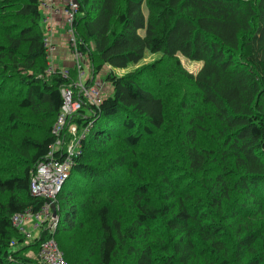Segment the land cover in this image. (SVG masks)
<instances>
[{
    "label": "trees",
    "instance_id": "1",
    "mask_svg": "<svg viewBox=\"0 0 264 264\" xmlns=\"http://www.w3.org/2000/svg\"><path fill=\"white\" fill-rule=\"evenodd\" d=\"M77 3L87 84L107 66L112 92L69 121L87 132L56 228L28 238L12 217L45 202L29 181L77 72L48 73L41 0H0V264H44L50 237L66 264H264V0ZM146 52L177 75L161 61L112 71ZM178 54L202 63L195 75Z\"/></svg>",
    "mask_w": 264,
    "mask_h": 264
},
{
    "label": "built area",
    "instance_id": "2",
    "mask_svg": "<svg viewBox=\"0 0 264 264\" xmlns=\"http://www.w3.org/2000/svg\"><path fill=\"white\" fill-rule=\"evenodd\" d=\"M50 5L55 0H46ZM64 3L62 14L67 24V34L69 41V51L71 54L72 68L77 72L76 80L68 85L61 87L60 92L63 104L60 108L56 122L52 127V134L55 135V142L50 145L49 151L44 160L40 161L35 172L29 181V192L32 196L45 200L44 204L37 212L26 211L23 214H15L12 217L13 224L20 232L31 238L30 233H26V221L33 220L34 228H40L44 223L47 224L48 231L53 234L58 222V200L57 196L69 177L74 160L79 153L80 139L87 132V127L77 134L74 124L68 125L72 116L82 108V102L98 105L103 96L101 95L100 82L95 81L93 85H88L90 79L89 62L77 47L76 37L73 29L78 3L77 0H61ZM46 45L49 46L47 39ZM48 53H50L48 47ZM87 67V71L85 70ZM58 70L64 78L69 76V68L49 67L48 73ZM51 205H54L56 215H52ZM39 258L44 264H66L62 252L59 250L53 237L41 243Z\"/></svg>",
    "mask_w": 264,
    "mask_h": 264
},
{
    "label": "crops",
    "instance_id": "3",
    "mask_svg": "<svg viewBox=\"0 0 264 264\" xmlns=\"http://www.w3.org/2000/svg\"><path fill=\"white\" fill-rule=\"evenodd\" d=\"M64 3L61 0H55L52 5L46 0H41L40 12L43 17L45 36L49 44L48 64L53 68L71 67V54L69 51V41L67 34V24L65 23L62 10ZM101 90H104L105 97L111 94V89L105 92L106 87L101 84ZM110 91V93H108ZM33 237V235H32Z\"/></svg>",
    "mask_w": 264,
    "mask_h": 264
},
{
    "label": "rangeland",
    "instance_id": "4",
    "mask_svg": "<svg viewBox=\"0 0 264 264\" xmlns=\"http://www.w3.org/2000/svg\"><path fill=\"white\" fill-rule=\"evenodd\" d=\"M177 58L179 59V62H180L182 69H184L187 73L192 74V75H195L197 73V71L200 69L201 64H202L199 61H191V60H189V59H187V58H185L179 54H178ZM160 61H161V64H159L160 66L158 65V70H157L159 74L162 70H164V71H167L170 75H175V76L177 75L174 66L171 65L170 63H166L165 61H163V57L161 56L160 53L151 54L148 52L145 53L144 58L141 59L137 65L129 66L126 69L114 68V69H112V71L117 76H122V75L126 74L128 71H131V70L136 69L138 67H141L144 65L155 64V63H158ZM159 67L162 70L159 69ZM85 70L87 71V67H85ZM109 70H110L109 67L104 66L102 68V70L96 75V79H95V81H98L101 84H104V86L106 87L105 92L107 90L111 89V86L105 82V77H106L107 73L109 72ZM144 77L146 78L145 82H148L150 85H152L154 83V80H152V79L149 80V76H144ZM166 90L170 91V92H176L177 91L176 85L175 84L169 85ZM111 91H112V89H111ZM178 92L182 93L180 90ZM108 93H110V91ZM101 95H103L105 97L104 90H102ZM185 99H188V98L185 97ZM25 225L27 227L26 233H30L31 236L33 235L34 236L33 238H35L39 235V228H37V229L34 228L33 220L26 221Z\"/></svg>",
    "mask_w": 264,
    "mask_h": 264
},
{
    "label": "water",
    "instance_id": "5",
    "mask_svg": "<svg viewBox=\"0 0 264 264\" xmlns=\"http://www.w3.org/2000/svg\"><path fill=\"white\" fill-rule=\"evenodd\" d=\"M51 209H52V215L55 216L56 215V210L54 205H51Z\"/></svg>",
    "mask_w": 264,
    "mask_h": 264
},
{
    "label": "bare ground",
    "instance_id": "6",
    "mask_svg": "<svg viewBox=\"0 0 264 264\" xmlns=\"http://www.w3.org/2000/svg\"><path fill=\"white\" fill-rule=\"evenodd\" d=\"M185 39V38H184Z\"/></svg>",
    "mask_w": 264,
    "mask_h": 264
}]
</instances>
